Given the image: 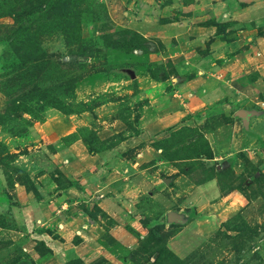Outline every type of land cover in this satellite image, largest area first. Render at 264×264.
<instances>
[{
    "label": "rangeland",
    "instance_id": "1",
    "mask_svg": "<svg viewBox=\"0 0 264 264\" xmlns=\"http://www.w3.org/2000/svg\"><path fill=\"white\" fill-rule=\"evenodd\" d=\"M216 2L0 0V264H264V41L257 40L264 17L244 31L255 46L235 52L220 45L226 57L213 68V38L202 37L192 58L202 57L212 72L198 80L188 57L194 36L184 24L214 26L227 42L239 38L237 20L207 14ZM238 52L249 68L240 69ZM209 77L226 95L213 106L235 92L234 109L258 113L250 129L261 141L243 149L249 143L242 138L233 149L243 162L239 173L208 157L209 134L222 145L236 133L229 125L235 111L198 112L200 100L191 99ZM191 100L198 110L165 123L192 110ZM160 120L157 131L144 133ZM142 132L146 141L116 148ZM143 147L158 155L134 165ZM91 156L111 173L88 190L79 180L95 171L85 164ZM212 176L221 194L196 196ZM15 186L32 196L29 210ZM169 213L182 220L170 222ZM194 221L201 241L182 245L178 234Z\"/></svg>",
    "mask_w": 264,
    "mask_h": 264
},
{
    "label": "crops",
    "instance_id": "2",
    "mask_svg": "<svg viewBox=\"0 0 264 264\" xmlns=\"http://www.w3.org/2000/svg\"><path fill=\"white\" fill-rule=\"evenodd\" d=\"M206 1V0H205ZM204 2V1H203ZM209 3V2H207ZM214 4V3H213ZM217 5V7H216ZM220 6V7H219ZM216 9L212 7L213 10H210V13H207L208 15H210V17L215 18V22H220V20L223 18V15L225 14V16H229L230 19H235L237 20L236 22L238 23V25H240V28L238 29V32H240L238 34V39L234 42H227L225 40H223L221 38V36L223 34H214V26H209V25H189V22H186L184 24V31L185 34L188 36V38L190 37V41L192 39V36H194L193 39V46H192V51L190 52L191 54L188 56L190 61L192 62L190 69L192 71H196L198 73V77L200 76L199 79L205 78L206 77V73H208V76L211 74V71H206L203 68V58L200 57L199 55L197 56V59L192 58V55L195 53L194 50L197 49V47L199 45H204V43L206 42V40L202 37H205L206 35H210L212 36L213 40L211 39V42L209 43V50L208 52L210 53V55H208L207 57L209 58L211 62V66L213 68V66H217V61L220 57H226L225 53L223 54V52L220 49V45L224 46V51H227V49H229L230 51H238L239 50V46L245 43H252V46H255L253 38L251 39V37H247L245 34L246 32H248V28L246 29V27L250 26V25H254V22L259 21L260 17H264V0H218V2H216L215 4ZM257 26H259L257 24ZM256 27V26H254ZM252 27V28H254ZM251 28V29H252ZM181 30V29H180ZM246 31V32H244ZM221 39V41H220ZM259 39V42H263L264 41V37H260L257 38V40ZM221 42V43H220ZM262 44V43H261ZM227 45V46H226ZM256 48V47H255ZM239 55V52H238ZM240 58L237 56L234 58H232V60H236L238 61L239 59L240 64H241V68H249L251 66L250 61H246L245 58H243L242 55H239ZM201 59V60H200ZM215 59V60H214ZM200 60L199 64H201L199 67L196 65L197 62ZM255 61L258 63L259 60L257 58H255ZM239 62V61H238ZM210 66V67H211ZM211 68V69H212ZM242 71V70H241ZM196 78L191 79L188 82H191L192 85H194V80H196ZM213 77H209V80H211L212 82H207L208 83V87L205 86H201L203 87L200 91H198L196 93V90L194 89L193 92L195 93H191V99L193 97L198 98L200 101L199 103L201 104V110L200 111H206L208 113H217L219 111L225 110L226 113L228 115L233 114L232 112L235 111V120L233 121V123H230L229 125H233V128H231L232 132H236L235 135L234 133H232L233 137L231 136V139L228 140L229 142L224 143L222 145H218L216 144V140L215 138L212 136V134H209V137L211 136L212 138V143H213V148H214V159H212V162H215L216 167L220 166L221 168H232L234 169V171H236V173H239L241 171V169L244 167L243 166V162L242 159L237 156L234 152L233 149L236 148L237 144H239V142H241L242 138L246 139V142L248 141L249 144H247L248 146L243 147V149H248L251 147V140H254L255 138L260 140L259 137V133L255 132V130H251L250 127L252 125V118H255L257 116V111L256 110H249L246 108H236L232 107L233 104H231V101L234 99V97L237 96V94L235 92H227L229 99H225L224 102L221 103V105L219 106H213V103L215 101H217L220 97H222L225 95V90L222 86L220 87H215L217 84H215V86L213 87ZM226 86V84L224 85ZM223 94V95H222ZM222 95V96H221ZM190 105L192 110H189V108H186V112H175L173 115H170L169 117L171 118V120H167L169 122H165L166 124L171 123L172 125L173 123H175L176 121L178 122V120H181L183 116L188 115L190 112L196 111L193 110V108L195 107L192 103V100L188 103L185 104ZM212 106V107H211ZM228 106H230L228 108ZM165 108V107H164ZM163 108V109H164ZM163 109H161L160 111H162ZM200 109V108H199ZM206 109V110H205ZM240 110H246L247 112H249L248 117L243 118L241 117L238 112ZM184 114V115H183ZM163 120L160 121H152L150 125L147 126L146 130L144 133L146 132H154L157 131V126H159L162 123ZM176 122V123H177ZM228 125V126H229ZM224 126V125H223ZM220 129L223 130L222 126L220 127ZM255 129V128H253ZM224 131V130H223ZM225 132V131H224ZM144 133L142 132L139 135H133V136H128L126 139H124L121 143H119L116 148L117 149H123L124 147H128V146H133L135 147L136 145L140 144L143 141H146L147 139L144 138ZM261 141V140H260ZM240 147V146H239ZM237 148V150L239 151L240 148ZM115 148V149H116ZM154 153L149 149V147H147V149L145 147H143L139 153L137 154V157H135L136 162H133L134 165L137 164V160L140 161L139 163H144V162H149L152 159L157 157V153H155V156H153ZM93 160H90L88 158L85 164H90V168L91 169L93 166L95 167V171L93 172L91 170V172H87L86 174H82V176L80 177L81 179L79 180V187L83 186V185H87V189L89 190L88 187L92 188V186L96 187L98 185H102L103 182V178L105 176L110 175V171L108 169V167L106 165H104V163L100 162L97 157L95 156H91ZM220 161V162H219ZM66 162L69 163L70 160L66 159ZM164 161H161L160 163H162ZM82 165V164H80ZM0 181H4V175L0 170ZM15 192L18 194L19 198L21 199V203L23 205H25V207L31 208L32 206V196H30V194L25 193L24 188L21 186H15ZM195 195L196 196H207V197H213L216 198L218 197V195L221 194V190L218 187V181L216 178H213L211 180H208L206 182L201 183L200 185L197 186V188L194 190ZM209 192H211L212 195L209 194ZM237 193H233V196H231V199L234 200V198L236 197ZM239 196V195H238ZM229 195L226 197H223L224 200L229 199ZM2 201V200H1ZM0 201V202H1ZM236 202V200H234ZM7 202V201H5ZM110 201H108V203H105L106 205H103L106 210L111 213L114 210L110 207ZM231 205H234V202H231ZM19 206V205H18ZM111 211V212H110ZM182 220V219H181ZM196 225H197V221L191 222L188 225H185V227L180 231V234L178 235H182L181 237H183L182 239H179L182 245H186L188 242H190V240L192 241V239H194L195 237H199V240L201 241V230L200 229H196ZM122 232V230H121ZM198 241V240H197ZM199 241V242H200ZM199 242H196L195 244H193L191 247L187 248L186 251H188L189 249L192 250ZM189 250V251H190ZM184 251V254L185 252ZM188 251V252H189ZM186 252V253H188Z\"/></svg>",
    "mask_w": 264,
    "mask_h": 264
},
{
    "label": "water",
    "instance_id": "3",
    "mask_svg": "<svg viewBox=\"0 0 264 264\" xmlns=\"http://www.w3.org/2000/svg\"><path fill=\"white\" fill-rule=\"evenodd\" d=\"M238 114H239L241 117L246 118V117H248L249 112H247L246 110H240V111L238 112ZM167 218H168V220H169L170 222H174V221L176 222V221H180V220H181L180 216H178V215H176V214H174V213H169L168 216H167Z\"/></svg>",
    "mask_w": 264,
    "mask_h": 264
},
{
    "label": "trees",
    "instance_id": "4",
    "mask_svg": "<svg viewBox=\"0 0 264 264\" xmlns=\"http://www.w3.org/2000/svg\"><path fill=\"white\" fill-rule=\"evenodd\" d=\"M213 152H212V150H211V153L209 154V158L211 159V158H213L214 156H213ZM215 176H212L210 179H212V178H214ZM151 233L154 235V236H157V234H158V232H157V230H155V229H151ZM168 249V251L170 252V253H172L175 257H178L171 249H169V248H167ZM76 262H71L70 264H75Z\"/></svg>",
    "mask_w": 264,
    "mask_h": 264
}]
</instances>
